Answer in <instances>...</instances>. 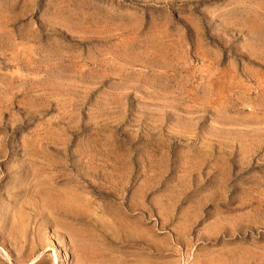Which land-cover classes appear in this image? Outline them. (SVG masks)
I'll return each instance as SVG.
<instances>
[{
  "label": "rangeland",
  "instance_id": "374dc122",
  "mask_svg": "<svg viewBox=\"0 0 264 264\" xmlns=\"http://www.w3.org/2000/svg\"><path fill=\"white\" fill-rule=\"evenodd\" d=\"M0 264H264V0H0Z\"/></svg>",
  "mask_w": 264,
  "mask_h": 264
},
{
  "label": "bare ground",
  "instance_id": "6f19581e",
  "mask_svg": "<svg viewBox=\"0 0 264 264\" xmlns=\"http://www.w3.org/2000/svg\"><path fill=\"white\" fill-rule=\"evenodd\" d=\"M50 195V194H49ZM46 201V200H45ZM47 203V202H46ZM48 204V203H47ZM91 251V250H90ZM89 252V251H88ZM149 263V262H148Z\"/></svg>",
  "mask_w": 264,
  "mask_h": 264
}]
</instances>
